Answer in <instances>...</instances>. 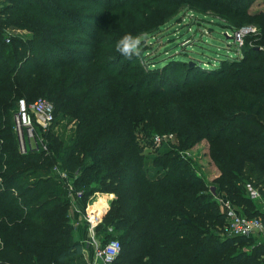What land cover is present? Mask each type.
Masks as SVG:
<instances>
[{
    "label": "trees",
    "instance_id": "1",
    "mask_svg": "<svg viewBox=\"0 0 264 264\" xmlns=\"http://www.w3.org/2000/svg\"><path fill=\"white\" fill-rule=\"evenodd\" d=\"M0 1V264H90L56 167L83 204L97 191L115 193L95 227L105 242L119 234L112 264H264V240L226 234L217 199L220 190L244 214L262 215L247 184L264 200V10L251 12L253 0ZM186 4L223 18L241 53L179 74L169 65L178 58L134 66L143 51L131 59L116 51L125 34L154 29L144 23L152 6L159 24ZM112 16L123 21L117 29ZM9 27L29 35L7 41ZM38 95L56 120L47 148L20 152L18 100ZM155 132L178 142L163 150ZM203 140L219 171L212 183L200 152L187 151Z\"/></svg>",
    "mask_w": 264,
    "mask_h": 264
},
{
    "label": "rangeland",
    "instance_id": "2",
    "mask_svg": "<svg viewBox=\"0 0 264 264\" xmlns=\"http://www.w3.org/2000/svg\"><path fill=\"white\" fill-rule=\"evenodd\" d=\"M3 7V1H0V8ZM156 6H152V8L146 11L148 14L146 16L149 24L152 25L153 30L144 31L140 33L142 44L141 51L144 52V56L139 59L140 63L137 59L135 60V65H142L141 63H147L149 59L153 58L155 60H159L162 58V63L165 61H169L173 58H178L177 62H170V71L172 73H182V69L186 67H196V68H209L213 67V65L218 64L221 58L231 55L240 54L241 51L237 48L234 39L231 37H226L225 35H230L232 31L229 28L223 27L222 22H224L223 18H221L218 14L213 12L202 13L196 11L189 4L181 5L180 8L170 17L165 18L166 20L161 23H156V19H161L160 17L154 16L153 13L156 12ZM264 10V0H253L252 5L249 10L251 12L257 10ZM156 15V14H155ZM3 17V14H0V18ZM111 23L115 24L113 27L117 29V26L120 27L123 22L121 17L112 16ZM149 19V20H148ZM164 20V19H162ZM147 24V23H146ZM109 25V24H108ZM148 25V24H147ZM110 26V25H109ZM251 29V31L257 30L256 26L246 27ZM7 38L9 41L13 36H22L25 37L29 35V32L26 30H21L19 28H7L5 31ZM243 38V35H242ZM235 40H237V36L235 33ZM8 41V40H7ZM182 54V55H181ZM179 60H183L184 62H180ZM142 61V62H141ZM161 63V64H162ZM121 67H128V59L126 64L120 65ZM131 67V65H130ZM183 67V68H181ZM38 97H44V95H38L34 98V100ZM32 102V101H29ZM67 118L61 122L57 126H54L53 132H58L59 127L62 124L67 123ZM49 131V130H48ZM143 131H139V133L143 134ZM47 131H40L38 135V141L32 144L36 150H40L43 142L47 144ZM154 137L156 135H165V134H173V139L169 141H165L162 145L163 150H167L177 144L178 139L176 133L173 132H155L152 133ZM155 142V141H154ZM31 144V142H30ZM19 150L20 152H24L20 148V142L18 140ZM31 145H28L27 151L30 149ZM209 143L203 140L198 143L194 149L187 150L188 152H200L199 162L201 164L202 169L206 175L207 181L212 183L215 181V176L218 175L217 167L210 161L209 156L207 155ZM26 151V152H27ZM154 156V155H151ZM31 165V164H30ZM29 165V166H30ZM253 187V185H251ZM255 190V187H253ZM223 192L218 190L217 196L222 195ZM261 209L264 206V200L260 194V201L257 202ZM93 209V207H92ZM99 209L103 210L104 208L100 207ZM94 212V211H92ZM90 215L94 216L90 213ZM227 230V229H226ZM228 230L226 231V234ZM255 242H263L264 240V230L255 234L252 237ZM111 239H120L119 234H112L109 238ZM108 241V240H107ZM100 243H105V241L101 240ZM239 247H246L248 244L241 243L238 245Z\"/></svg>",
    "mask_w": 264,
    "mask_h": 264
},
{
    "label": "built area",
    "instance_id": "3",
    "mask_svg": "<svg viewBox=\"0 0 264 264\" xmlns=\"http://www.w3.org/2000/svg\"><path fill=\"white\" fill-rule=\"evenodd\" d=\"M249 30L251 29L244 28L236 32L237 40H239L240 43L243 41L242 35ZM7 40L9 41V38H7ZM55 120L54 105L46 97H38L32 102H28L25 98H20L18 100V108L14 116V129L20 142L21 150L24 152L27 151L28 145H31L29 148H35L32 144L34 142L36 144L38 141L39 132L50 130L53 127ZM171 139H173V134L156 135L154 137L155 142L158 144ZM41 148H47V144L43 142ZM55 170L60 173L61 177L68 179V190L71 199L73 201L75 199H80L83 191H74L73 181L72 178L68 177L69 174L65 171L59 170L57 167ZM247 185L253 197L260 196L259 191L255 190L250 183ZM217 199L219 200L222 210L225 213L227 219L226 227L229 234L253 236L264 230V206L262 208L263 216H248L241 212L240 209L235 206L226 195H218ZM93 215L94 216L88 215L87 219L90 223V230L93 232V238L96 240L94 229L100 219L95 216V214ZM113 242L119 245L118 251L109 247V245ZM120 251L121 242L119 239H111L105 243H100L96 240V261L91 264H112L119 255ZM110 255L113 256V259L108 261L107 257Z\"/></svg>",
    "mask_w": 264,
    "mask_h": 264
},
{
    "label": "crops",
    "instance_id": "4",
    "mask_svg": "<svg viewBox=\"0 0 264 264\" xmlns=\"http://www.w3.org/2000/svg\"><path fill=\"white\" fill-rule=\"evenodd\" d=\"M115 197L116 195L113 192L97 191L89 198L86 204H83L80 199H75L74 201L71 199L72 202L69 208V214L74 226V235L76 239L82 242L84 258L90 262V264L96 261L95 243L96 240L100 242L101 238L94 229L96 239L94 240L93 232L90 230V223L87 217L91 213L95 214V216L101 220L103 215L110 208ZM100 207H103L104 210L99 209Z\"/></svg>",
    "mask_w": 264,
    "mask_h": 264
},
{
    "label": "clouds",
    "instance_id": "5",
    "mask_svg": "<svg viewBox=\"0 0 264 264\" xmlns=\"http://www.w3.org/2000/svg\"><path fill=\"white\" fill-rule=\"evenodd\" d=\"M142 39L140 36H133L128 33L121 37L116 43V51L122 56L131 59L133 56L139 57L141 55ZM109 247L118 251L119 245L115 242L109 245ZM113 256H108L107 260L111 261Z\"/></svg>",
    "mask_w": 264,
    "mask_h": 264
}]
</instances>
